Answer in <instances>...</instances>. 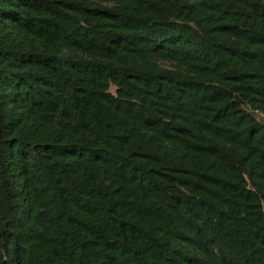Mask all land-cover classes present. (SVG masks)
Returning a JSON list of instances; mask_svg holds the SVG:
<instances>
[{"label": "trees", "instance_id": "trees-1", "mask_svg": "<svg viewBox=\"0 0 264 264\" xmlns=\"http://www.w3.org/2000/svg\"><path fill=\"white\" fill-rule=\"evenodd\" d=\"M0 264H264V0H0Z\"/></svg>", "mask_w": 264, "mask_h": 264}, {"label": "water", "instance_id": "water-1", "mask_svg": "<svg viewBox=\"0 0 264 264\" xmlns=\"http://www.w3.org/2000/svg\"><path fill=\"white\" fill-rule=\"evenodd\" d=\"M233 97L235 98L236 101L241 102V100L238 98L236 94H234Z\"/></svg>", "mask_w": 264, "mask_h": 264}, {"label": "rangeland", "instance_id": "rangeland-1", "mask_svg": "<svg viewBox=\"0 0 264 264\" xmlns=\"http://www.w3.org/2000/svg\"><path fill=\"white\" fill-rule=\"evenodd\" d=\"M256 115H258V116L260 117V115H259V114H256Z\"/></svg>", "mask_w": 264, "mask_h": 264}]
</instances>
